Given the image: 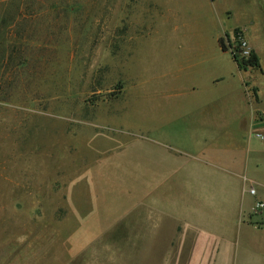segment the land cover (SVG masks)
I'll list each match as a JSON object with an SVG mask.
<instances>
[{
    "label": "rangeland",
    "instance_id": "1",
    "mask_svg": "<svg viewBox=\"0 0 264 264\" xmlns=\"http://www.w3.org/2000/svg\"><path fill=\"white\" fill-rule=\"evenodd\" d=\"M149 1L0 0V264L128 243L137 212L100 232L142 196L149 140L238 158L251 112L261 129L264 0ZM249 41L261 70L240 73L231 52ZM247 174L264 191V172ZM242 243L263 264L264 232Z\"/></svg>",
    "mask_w": 264,
    "mask_h": 264
},
{
    "label": "crops",
    "instance_id": "2",
    "mask_svg": "<svg viewBox=\"0 0 264 264\" xmlns=\"http://www.w3.org/2000/svg\"><path fill=\"white\" fill-rule=\"evenodd\" d=\"M157 4V0L147 3ZM253 124L251 112L242 122L238 158H228L220 148L185 154L149 140L156 147L142 149V196L115 217L114 225L100 232L112 235L111 230L137 212L139 220L129 222V242L101 246L104 257L96 244L74 246L69 248V256L61 255L65 259L59 258V264H259L251 248L242 243L243 234L264 232V213L257 220L252 213L255 202L264 201V191L256 188L255 180L249 185L247 174L254 169L264 172V141L258 144L259 139L251 133ZM257 125L264 132V126ZM145 136L147 140L150 137L148 133ZM208 136L214 141L222 134ZM252 187L256 195L250 193Z\"/></svg>",
    "mask_w": 264,
    "mask_h": 264
},
{
    "label": "trees",
    "instance_id": "3",
    "mask_svg": "<svg viewBox=\"0 0 264 264\" xmlns=\"http://www.w3.org/2000/svg\"><path fill=\"white\" fill-rule=\"evenodd\" d=\"M237 32H239V29H236ZM226 38L228 41V45L226 46L224 44L225 39L224 38H219V46L222 51L227 52L230 49H233V43L231 41L230 35L226 34ZM233 60L237 63L238 68L240 70H245L247 71L248 69L252 70H261V60L259 55L253 50L250 49V53L248 56H240V54L236 53L235 51L231 52Z\"/></svg>",
    "mask_w": 264,
    "mask_h": 264
},
{
    "label": "built area",
    "instance_id": "4",
    "mask_svg": "<svg viewBox=\"0 0 264 264\" xmlns=\"http://www.w3.org/2000/svg\"><path fill=\"white\" fill-rule=\"evenodd\" d=\"M244 45H246L245 42H243ZM243 55L242 56H248L249 53H250V50H247V49H244L243 51ZM261 124L264 126V120L261 121ZM253 135L258 138L259 140L261 141H264V132H261V130H256L253 132ZM250 193L253 194V195H256V188L255 187H252L250 189ZM252 213L254 216H259V215H262L264 213V201L262 200H257L255 202V205L253 207V210H252Z\"/></svg>",
    "mask_w": 264,
    "mask_h": 264
}]
</instances>
